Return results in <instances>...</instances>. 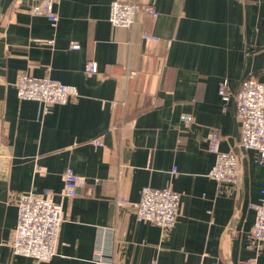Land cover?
<instances>
[{
    "label": "crops",
    "instance_id": "0c3cea01",
    "mask_svg": "<svg viewBox=\"0 0 264 264\" xmlns=\"http://www.w3.org/2000/svg\"><path fill=\"white\" fill-rule=\"evenodd\" d=\"M16 1L0 0V262L37 264L12 251L16 204L23 192L52 189L65 221L43 264H264L250 206L263 197L264 167L239 147L234 109L244 78L264 83V0H120L158 11L140 12L133 29L109 21L115 0H60L56 26L28 11L31 0ZM89 61L98 72L86 73ZM25 74L80 94L64 104L20 99ZM213 131L218 148L239 157L237 185L209 175ZM68 167L87 179L73 198L61 194ZM146 186L181 193L173 229L137 220Z\"/></svg>",
    "mask_w": 264,
    "mask_h": 264
},
{
    "label": "built area",
    "instance_id": "2783aa9c",
    "mask_svg": "<svg viewBox=\"0 0 264 264\" xmlns=\"http://www.w3.org/2000/svg\"><path fill=\"white\" fill-rule=\"evenodd\" d=\"M28 11L32 15L44 16L52 25L59 21L57 5L60 0H31ZM17 4L21 0L16 1ZM144 12L151 17H157L158 11L153 5H141L135 2L112 1L110 4L109 21L113 27L133 29L137 24V15ZM142 37L150 41H158L160 37L148 31H143ZM52 43L53 41L49 40ZM73 42L72 48H79ZM88 74L98 72V64L89 61L85 67ZM136 74L130 71L128 76ZM17 95L20 99L36 100L44 105L64 104L79 96L80 92L74 85L64 84L50 77H35L22 75L17 83ZM219 95L227 103L231 93L227 80L221 82ZM234 109L240 122L239 147L254 150L258 163L264 167V83L254 77L244 78L234 95ZM46 109V107H45ZM185 123L193 121L192 115L184 113ZM97 146L104 145L99 137L92 141ZM219 134L213 131L210 136L209 149L215 154V164L209 175L223 184L237 185L240 181V160L234 151H221L218 148ZM176 172V169L174 170ZM61 191L62 196L73 198L86 187L87 179L78 175L72 168H66ZM125 199L122 198L121 202ZM181 193L167 187L154 188L146 186L141 191V198L136 203V217L139 221H150L163 230L175 227L181 212ZM18 221L14 230V240L11 244L15 255H23L35 259L37 264L49 261L57 252V243L62 223L65 221L64 207L54 200V191L45 189L42 192L30 190L19 195L17 201ZM255 211L252 236L257 243H264V190L259 202L250 205ZM98 262L104 254L97 250ZM0 264H9L0 262Z\"/></svg>",
    "mask_w": 264,
    "mask_h": 264
}]
</instances>
